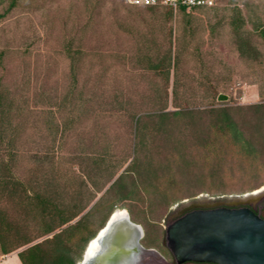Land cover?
<instances>
[{
    "label": "rangeland",
    "instance_id": "1",
    "mask_svg": "<svg viewBox=\"0 0 264 264\" xmlns=\"http://www.w3.org/2000/svg\"><path fill=\"white\" fill-rule=\"evenodd\" d=\"M227 2L220 0L219 7L195 8L191 12L192 30L185 33L188 43L184 61L180 63L183 70L179 73L183 80L179 86L180 94L187 99H180V106L202 107L210 100L209 85L199 83L204 74L216 89V105L234 107L262 99L264 39L252 27V22L264 26V0H248L254 7L250 14L243 0L238 2L246 19L242 32L249 47L255 49L249 56H241L237 51V36L228 21L230 10L224 7L228 6ZM67 6L68 0H61L48 7L47 17L44 11L19 9L0 23V42L13 51L15 48L21 51L19 60L12 59L8 65L11 76L4 78L18 106L12 120L19 125V133L10 179L31 184L34 189L45 192L55 190L56 200L61 203L73 199L89 201L84 211L100 196L107 200L115 191L117 193L118 185H127L126 190L139 199H121L111 208L109 206L97 216V225L102 214L110 209H126L129 205L137 214L144 208L146 211L141 213L140 219L147 224L154 220L153 224L159 229L160 245L165 247L162 244L167 224L165 217L174 204L200 194L221 196L236 193L218 191L213 194L203 188L189 194L194 184L184 172L191 169L188 166L191 156V150L187 149L189 136L179 129L171 134L170 122L161 121L163 125L155 137L154 147L144 145L141 149V138L135 135L132 114L174 109L171 103L172 78L167 84L163 82L157 72L147 69L136 57L134 48L129 49L126 36L122 33L119 37L112 35L116 32L111 24L113 14L102 15L106 20L97 25L101 31L97 30L96 36L83 37L82 48L75 54L73 75L70 58L62 46L67 33L76 28L67 20L65 26L70 29L65 34L66 28L61 25ZM161 11L173 14L165 24L172 29L170 46L173 51L181 42L179 39L185 25L172 7L164 6ZM49 14L55 16L49 18ZM123 14L125 11L120 12L121 17ZM83 21L82 17L80 22ZM195 52L199 56L194 55ZM219 94H224L226 99L218 100ZM142 117L146 124L154 119L143 114ZM257 122L253 119L251 125L256 128ZM259 129L257 131L264 133V123ZM8 155L3 154V158L8 159ZM132 157L129 171L123 172L111 185ZM113 172V179H109ZM177 182L179 185L173 187ZM10 187L8 185L7 190ZM15 191L14 195L9 194L10 191L4 192L1 203L11 216L21 217L12 201H19L22 193L18 188ZM135 214L133 218L140 216ZM29 229L31 233L36 232L32 223ZM152 231L154 235L157 230L153 228ZM153 242L156 243L154 240L143 241L145 245H154ZM0 264L21 262L14 251L5 256L0 254Z\"/></svg>",
    "mask_w": 264,
    "mask_h": 264
},
{
    "label": "trees",
    "instance_id": "2",
    "mask_svg": "<svg viewBox=\"0 0 264 264\" xmlns=\"http://www.w3.org/2000/svg\"><path fill=\"white\" fill-rule=\"evenodd\" d=\"M59 1L61 0H0V23L19 9L44 11L43 13L47 17L48 7L50 8ZM227 1L228 6L224 5V7L230 10L228 21L237 36V51L241 56H249L250 52L255 49L249 47L248 39L242 32L246 21L238 4L242 0ZM243 5H245L248 14L254 12V7L248 0H243ZM219 6L220 4L214 7L177 6L175 14L180 15V20L184 22L187 29L185 26L182 28L184 32L179 39L181 42L173 51L170 46L172 29L170 25H165L173 18V14L162 12L161 8L164 6L161 5L136 6L125 0H68L64 19L61 22L63 28H66L67 20L76 25L74 32H68L70 28H66L64 32L65 34L68 32V37L62 44L65 53L70 58L73 75L76 64L75 54L82 48L83 37L96 36L97 30L101 31L97 25H101L104 23V19L106 20L102 15L113 14L111 24L116 28V32H112V35L119 37V34L122 33L126 36V42L130 45L129 49L134 48L136 57L144 63L147 69L157 72L163 82L167 84L170 77L172 78L171 103H173L174 109L166 110L164 108L142 113L154 117L153 121H149L148 124L144 123L141 113L132 114V120H134L135 135L138 134L141 138L142 150L145 146L154 147L155 137L159 135L164 121L170 122L169 131L177 130L178 132L179 129L185 136H189L187 149L191 150V156L188 166L191 169L184 172L187 179L194 182L190 187V195L203 188L213 194L218 191L240 194L264 184V133L257 131L264 123V93L262 99L254 103L234 107L224 104H222L223 106L216 105V89L207 80L208 76L204 74L203 81L205 82L199 80V83L200 85H209L207 87L210 88L209 93L211 94L206 105L200 107L178 104L179 101L187 99L185 95L180 94L179 86L183 80L179 73L183 70L180 63L184 61L188 43L185 33L189 34L192 30L189 18L191 12L195 8L212 9ZM121 11H125V15L123 14L122 17L120 16ZM54 16V14H49V18ZM82 17L84 21L81 23ZM97 19L99 23H97ZM252 27L264 39V26L255 21L252 22ZM107 32L110 31L107 30ZM160 51L163 52L160 53ZM20 53L18 48L13 51L6 44L1 43L0 45V254L5 256L16 251L21 264H76L88 241L104 225L113 211L110 209L112 205L121 199L139 198L126 190L127 185H118L117 193L115 191L107 200L100 196L84 211L89 205V201L73 199L69 203H61L56 200L55 190L45 192L42 189H34L31 184L10 179V169L16 154L15 147L19 133V125L12 120L17 114L18 106L15 97L11 96L4 78L11 76L8 65L12 59L16 60L17 58L16 61H18ZM194 55L199 56L197 52ZM253 119L259 121L257 129L251 125ZM161 121L163 122L161 123ZM3 154H9L8 159H4ZM133 158L115 179H113L115 172L110 174L109 179H113L111 185L115 184L123 172L129 171ZM8 185H11L10 190L6 188ZM177 185L179 182L173 187H177ZM17 188L21 190L22 197L19 198V201H12V204L21 217L11 216L8 209L1 203V196L4 192L10 191L9 194L14 195ZM109 206L110 210L108 209L107 213L102 214L97 225V216H101V212L107 210ZM126 209L132 221L139 224L143 222L144 235L140 240L141 244L145 247L156 246L166 258L171 259L167 248L160 245L159 229L153 224L154 220L147 224L140 219L141 213L146 210L141 208V213H137L140 216H136L137 214L129 205H126ZM133 213L137 218H133ZM150 215H152L151 212ZM30 223L35 227V233H31ZM153 228L157 230L154 235L151 234ZM144 240L151 242L154 240L156 243L145 245ZM183 264L214 263L187 262Z\"/></svg>",
    "mask_w": 264,
    "mask_h": 264
},
{
    "label": "water",
    "instance_id": "3",
    "mask_svg": "<svg viewBox=\"0 0 264 264\" xmlns=\"http://www.w3.org/2000/svg\"><path fill=\"white\" fill-rule=\"evenodd\" d=\"M262 198L264 185L240 194H200L174 204L162 239L170 262L156 248L143 246L142 226L125 208H115L76 264H264V214L245 206ZM95 239L96 248L89 250Z\"/></svg>",
    "mask_w": 264,
    "mask_h": 264
},
{
    "label": "built area",
    "instance_id": "4",
    "mask_svg": "<svg viewBox=\"0 0 264 264\" xmlns=\"http://www.w3.org/2000/svg\"><path fill=\"white\" fill-rule=\"evenodd\" d=\"M131 5L141 6V5H161L170 6L174 10L179 5H183L187 8L192 6H207L213 7L219 4V0H125Z\"/></svg>",
    "mask_w": 264,
    "mask_h": 264
},
{
    "label": "flooded vegetation",
    "instance_id": "5",
    "mask_svg": "<svg viewBox=\"0 0 264 264\" xmlns=\"http://www.w3.org/2000/svg\"><path fill=\"white\" fill-rule=\"evenodd\" d=\"M245 206H247L250 209L254 210L259 215L264 214V198L260 199L259 201L255 202L253 204H248V205H245Z\"/></svg>",
    "mask_w": 264,
    "mask_h": 264
},
{
    "label": "bare ground",
    "instance_id": "6",
    "mask_svg": "<svg viewBox=\"0 0 264 264\" xmlns=\"http://www.w3.org/2000/svg\"><path fill=\"white\" fill-rule=\"evenodd\" d=\"M96 246H97V241H96V239H95V240H93V241L90 243V245H89V250H91V249H93V248H96Z\"/></svg>",
    "mask_w": 264,
    "mask_h": 264
},
{
    "label": "crops",
    "instance_id": "7",
    "mask_svg": "<svg viewBox=\"0 0 264 264\" xmlns=\"http://www.w3.org/2000/svg\"><path fill=\"white\" fill-rule=\"evenodd\" d=\"M219 5V4H218ZM217 6V5H216ZM214 7V6H213Z\"/></svg>",
    "mask_w": 264,
    "mask_h": 264
}]
</instances>
